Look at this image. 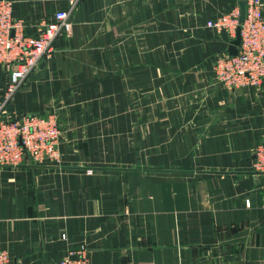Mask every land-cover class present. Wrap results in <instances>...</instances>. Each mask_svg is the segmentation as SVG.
Wrapping results in <instances>:
<instances>
[{
  "label": "crops",
  "instance_id": "0c3cea01",
  "mask_svg": "<svg viewBox=\"0 0 264 264\" xmlns=\"http://www.w3.org/2000/svg\"><path fill=\"white\" fill-rule=\"evenodd\" d=\"M243 0H81L9 116L61 115V162L0 167L7 264H264V80L213 63ZM28 34L71 0H12ZM9 72L0 67V102ZM250 201V205L247 202Z\"/></svg>",
  "mask_w": 264,
  "mask_h": 264
},
{
  "label": "built area",
  "instance_id": "2783aa9c",
  "mask_svg": "<svg viewBox=\"0 0 264 264\" xmlns=\"http://www.w3.org/2000/svg\"><path fill=\"white\" fill-rule=\"evenodd\" d=\"M81 0H71L67 9L56 11L52 22L40 28L38 35L28 34L22 19L13 15L12 0H0V67L9 72V82L0 102V167H17L28 160L37 164L59 163L63 135L61 115L46 114L9 116V105L20 88L34 75L56 47L57 40L72 33V17ZM244 21L241 8H235L208 26L228 30L236 38L241 25V44L237 55L228 51L217 54L213 72L217 81L230 89L259 85L264 80V0H245ZM254 169L264 172V140L254 148ZM250 205V201L247 202ZM11 255L0 247V264ZM58 264H94L84 253H68Z\"/></svg>",
  "mask_w": 264,
  "mask_h": 264
},
{
  "label": "water",
  "instance_id": "95a60500",
  "mask_svg": "<svg viewBox=\"0 0 264 264\" xmlns=\"http://www.w3.org/2000/svg\"><path fill=\"white\" fill-rule=\"evenodd\" d=\"M245 0L240 2V6H241V16H240V21H244L245 19V12H246V6H245ZM241 44V25H239L237 27V33H236V38H234L231 43L230 46L228 48V52L232 55H237L239 52V46Z\"/></svg>",
  "mask_w": 264,
  "mask_h": 264
},
{
  "label": "rangeland",
  "instance_id": "374dc122",
  "mask_svg": "<svg viewBox=\"0 0 264 264\" xmlns=\"http://www.w3.org/2000/svg\"><path fill=\"white\" fill-rule=\"evenodd\" d=\"M234 39V37H232V40Z\"/></svg>",
  "mask_w": 264,
  "mask_h": 264
}]
</instances>
